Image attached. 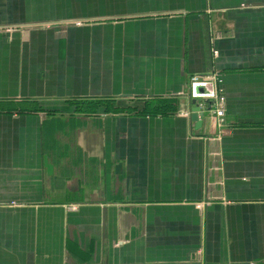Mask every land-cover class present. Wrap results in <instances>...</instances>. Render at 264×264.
Wrapping results in <instances>:
<instances>
[{
    "label": "crops",
    "instance_id": "obj_1",
    "mask_svg": "<svg viewBox=\"0 0 264 264\" xmlns=\"http://www.w3.org/2000/svg\"><path fill=\"white\" fill-rule=\"evenodd\" d=\"M0 264H264V0H0Z\"/></svg>",
    "mask_w": 264,
    "mask_h": 264
},
{
    "label": "built area",
    "instance_id": "obj_2",
    "mask_svg": "<svg viewBox=\"0 0 264 264\" xmlns=\"http://www.w3.org/2000/svg\"><path fill=\"white\" fill-rule=\"evenodd\" d=\"M213 56H218V51H212ZM222 80L215 70L208 71L204 76H191L182 96L187 102V109L180 110L177 114L190 120L192 109L199 108V118L209 119L216 128L217 133L226 125V98L221 89ZM195 102V104H193Z\"/></svg>",
    "mask_w": 264,
    "mask_h": 264
},
{
    "label": "trees",
    "instance_id": "obj_3",
    "mask_svg": "<svg viewBox=\"0 0 264 264\" xmlns=\"http://www.w3.org/2000/svg\"><path fill=\"white\" fill-rule=\"evenodd\" d=\"M149 103H153L154 105L153 106L149 105ZM84 104L85 103H81V105H84ZM95 104L98 105L101 103L97 102ZM83 108L85 109L83 111H86V112H94L95 111L94 108L89 107L88 103H87V106H84ZM146 110L148 112H150L151 115H156V114L166 115L168 113H171V114L175 113L176 114L179 112L180 108H179L178 104L172 100H161V101H155V102H148L146 104L144 112H146Z\"/></svg>",
    "mask_w": 264,
    "mask_h": 264
},
{
    "label": "water",
    "instance_id": "obj_4",
    "mask_svg": "<svg viewBox=\"0 0 264 264\" xmlns=\"http://www.w3.org/2000/svg\"><path fill=\"white\" fill-rule=\"evenodd\" d=\"M193 104H195V102H193ZM199 108L198 106H195L193 109H192V115H191V121L196 123L197 125L201 126L203 124V120L199 118Z\"/></svg>",
    "mask_w": 264,
    "mask_h": 264
}]
</instances>
